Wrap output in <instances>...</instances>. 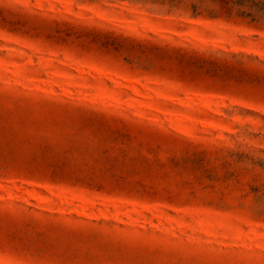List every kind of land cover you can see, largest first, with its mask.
Here are the masks:
<instances>
[{
  "label": "rangeland",
  "instance_id": "obj_1",
  "mask_svg": "<svg viewBox=\"0 0 264 264\" xmlns=\"http://www.w3.org/2000/svg\"><path fill=\"white\" fill-rule=\"evenodd\" d=\"M263 7L0 0V264H264Z\"/></svg>",
  "mask_w": 264,
  "mask_h": 264
},
{
  "label": "trees",
  "instance_id": "obj_2",
  "mask_svg": "<svg viewBox=\"0 0 264 264\" xmlns=\"http://www.w3.org/2000/svg\"><path fill=\"white\" fill-rule=\"evenodd\" d=\"M258 4V3H257ZM263 10H264V7H263Z\"/></svg>",
  "mask_w": 264,
  "mask_h": 264
}]
</instances>
